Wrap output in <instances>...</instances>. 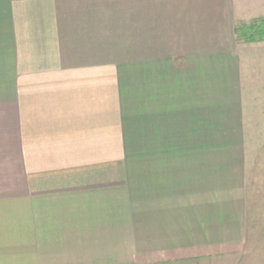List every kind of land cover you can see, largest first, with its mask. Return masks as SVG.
<instances>
[{"label": "crops", "instance_id": "crops-1", "mask_svg": "<svg viewBox=\"0 0 264 264\" xmlns=\"http://www.w3.org/2000/svg\"><path fill=\"white\" fill-rule=\"evenodd\" d=\"M13 1L0 264H264V0Z\"/></svg>", "mask_w": 264, "mask_h": 264}, {"label": "rangeland", "instance_id": "rangeland-1", "mask_svg": "<svg viewBox=\"0 0 264 264\" xmlns=\"http://www.w3.org/2000/svg\"><path fill=\"white\" fill-rule=\"evenodd\" d=\"M13 0H4V3H10V2H12ZM20 2V3H23V2H26V1H30V0H14L13 1V3H15V2ZM109 1H112L113 2V5H114V3H118V2H120L121 0H109ZM126 1H130V4L132 5V6H134L135 5V1L136 0H126ZM13 3L12 4H10V6L11 7H13L12 5H13ZM17 4V3H16ZM18 6V5H17ZM9 9L10 8H6V10H5V13L3 14V16L5 15V17H7V15H8V12H9ZM14 10L15 9H12L11 8V17H10V19L12 18V16H13V13H14ZM135 15V14H134ZM11 21H9V22H7L6 24H5V26H4V29L5 30H8V28H10V29H15L14 28V26H12V24L10 23ZM3 24V23H2ZM0 28H3L2 26L0 27ZM178 60V59H177ZM180 60H181V58H180ZM254 124L255 123H253L252 124V126H254ZM248 126H249V123H248ZM254 130H255V128H253ZM252 134H255L253 131L251 132ZM257 143V138H255V137H253V139H252V144H256Z\"/></svg>", "mask_w": 264, "mask_h": 264}, {"label": "trees", "instance_id": "trees-1", "mask_svg": "<svg viewBox=\"0 0 264 264\" xmlns=\"http://www.w3.org/2000/svg\"><path fill=\"white\" fill-rule=\"evenodd\" d=\"M252 34L251 39H249V42H260L264 38V22L255 24L249 28Z\"/></svg>", "mask_w": 264, "mask_h": 264}]
</instances>
